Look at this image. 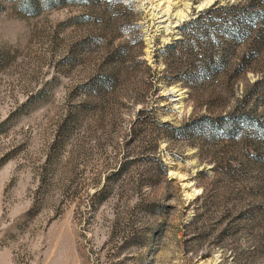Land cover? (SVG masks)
I'll use <instances>...</instances> for the list:
<instances>
[{
  "label": "rangeland",
  "instance_id": "1",
  "mask_svg": "<svg viewBox=\"0 0 264 264\" xmlns=\"http://www.w3.org/2000/svg\"><path fill=\"white\" fill-rule=\"evenodd\" d=\"M0 264H264V0H0Z\"/></svg>",
  "mask_w": 264,
  "mask_h": 264
}]
</instances>
